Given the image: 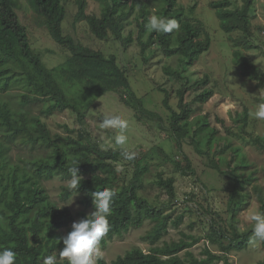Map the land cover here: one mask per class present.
<instances>
[{"label": "rangeland", "instance_id": "rangeland-1", "mask_svg": "<svg viewBox=\"0 0 264 264\" xmlns=\"http://www.w3.org/2000/svg\"><path fill=\"white\" fill-rule=\"evenodd\" d=\"M78 1L61 0L65 8L62 34L70 36L80 46L101 52L104 57L114 56L117 67L127 80L126 87L101 94L85 110L82 129L98 148L122 150L114 143L116 130L101 129L99 123L113 115L129 121V139L125 148L137 153L136 158L142 168L138 195L160 210L167 220L166 231L154 243L147 236L155 222L145 218L140 227L113 235L103 246L99 244L101 253L98 259L109 264L134 248L147 253L183 238L192 244L177 253L181 259L185 258V253L195 259H203L204 251L208 250L219 257L211 264H223L224 261L230 264H264V246L249 243L252 225L245 219L253 208L258 207L264 212V121L251 116L264 92L242 74L243 63L264 74V0H252L247 34L237 29L229 33L220 29L219 19L209 6L220 0H176V7L183 13L182 20L197 29V40L209 39L208 49L200 53L190 66H186L181 55L164 56L157 44H150L141 52L152 32L146 27L140 32L141 10L147 13V25L150 16L161 17V0H131L126 8L117 12V15L127 13L121 19V40L116 39L111 31L104 39H97L89 32L85 21H76ZM83 1L85 14L100 16L104 2ZM228 1L229 9L242 6L241 0ZM16 2L15 12L27 29L32 52L48 69L66 62L71 56L68 49L51 38L28 0ZM169 42L175 46L176 35ZM5 67L8 68V77L19 71L12 63ZM165 69L179 74V78L167 75ZM14 77L6 83L4 90L0 88V102L8 105L13 118H24L28 131H31V118L39 119L51 139L56 135L77 138L81 128L71 111L42 114L52 101H21V95L29 93L30 89ZM203 79L206 83L199 89L195 83ZM179 90L185 91L184 101L192 109V114L174 134L169 126L170 112L162 106V99L166 94L169 107L177 111ZM201 90H210L211 96L204 103H196L193 99ZM137 101L153 115L140 112ZM244 111L245 118L242 117ZM5 132L0 126L1 154L3 161L9 164L29 167L33 161L50 154V148L31 144L23 134L10 140L5 137ZM183 155L188 158L193 174L181 173ZM115 167L122 179L130 178L132 165L129 161L122 159ZM159 176L163 180H172L173 198H169L166 190L157 185ZM69 181L54 174L52 178L42 180L41 186L57 208L69 211L73 217L68 225L71 227L73 222L80 220L81 213L88 215L93 211L84 207L81 194L67 199L59 197L61 188ZM71 199L73 203L67 206ZM179 217V223L173 225ZM212 229L222 235L221 244L209 240ZM56 233L66 236L67 227ZM62 249L63 244L51 254H57L58 261L64 260L59 257ZM160 258L166 257L160 255Z\"/></svg>", "mask_w": 264, "mask_h": 264}, {"label": "trees", "instance_id": "trees-1", "mask_svg": "<svg viewBox=\"0 0 264 264\" xmlns=\"http://www.w3.org/2000/svg\"><path fill=\"white\" fill-rule=\"evenodd\" d=\"M104 2L99 17L85 14L83 0L77 2L76 21H85L89 32L97 39H104L111 31L116 39L121 40V19L127 13L117 12L126 8L131 0H97ZM161 17L176 19L180 29L172 33H157L152 31L141 52L150 44H157L161 53L166 56L181 55L185 58L186 66L192 65L197 56L209 47V39L197 40L198 31L188 21L182 20V10L176 7V0H161ZM240 9H229L228 0H220L209 6L219 19V27L229 33L235 29L247 34L248 10L252 0H241ZM34 13L43 20L48 34L58 44L65 46L70 58L54 69H48L39 57L29 47L27 29L23 26L15 12L16 0H0V81L1 90L6 83L14 78L24 82L30 89L29 93L21 95L23 102L39 103L43 100L52 103L42 111L50 115L55 111L69 110L75 115L76 122L81 130L77 138L56 135L51 139L45 126L37 118H31V131H28L27 122L22 117L13 118L6 103L0 102V126L5 129V137L13 139L19 134L26 136L31 144H41L50 148V154L33 161L29 167H19L3 161L0 145V250L11 249L16 253L15 264H43V259L61 247L62 240L58 230L67 227V234L71 231L68 226L73 217L67 209H59L49 200L42 180L59 174L70 180L69 168L76 162L78 175L82 177L78 194L82 195L81 202L85 208L94 211L91 193L111 189L115 196L111 205L112 213L108 217L110 230L101 239L100 245L113 235H120L129 228H138L145 218L155 223L148 234L150 242L154 243L166 231L167 220L161 211L153 208L146 199L138 195L141 188L142 168L139 159L129 161L132 165L131 176L128 180L122 179L116 171L115 165L123 159L122 150H102L90 139L88 133L82 129L85 123V110L103 93L115 91L127 86V80L116 65L115 57H104L101 52L91 50L76 44L68 35H63L61 22L64 19L65 8L61 0H28ZM140 32L146 27L147 13L141 10ZM176 35V45L171 46L169 39ZM8 63L14 64L19 71L12 76H6ZM28 66L31 68H28ZM167 75L179 78V74L165 69ZM242 74L255 82L257 88L264 92V74L257 73L247 63L242 65ZM205 79L195 83L199 89L203 88ZM184 90L177 92V111L172 110L167 103L165 94L162 106L170 112V129L177 134L182 125L192 114V109L184 101ZM211 96L210 90H201L193 99L196 103H204ZM264 102V97L259 101ZM140 112L152 116L153 113L142 108L137 101ZM244 111L242 117L245 118ZM179 149V141H176ZM144 152V151H143ZM184 165L182 174H193L188 158L183 155ZM157 185L166 190L169 198L174 197L172 180H163L160 176ZM237 183V182H236ZM69 184L62 187L59 197L67 199L74 195ZM89 215V214H88ZM87 215L81 213L80 220ZM181 218L175 219L177 225ZM221 234L212 229L208 236L211 242L221 244ZM236 243H242L236 241ZM192 243L183 238L178 242L165 243L160 248H153L144 253L134 248L122 256H117L109 264H211L218 255L204 251L205 258L195 259L185 253V258H179L177 253L191 246ZM264 246V245H263ZM225 249V248H223ZM165 256V259L160 258ZM59 264H67L66 260ZM98 264H107L98 259ZM223 264H230L224 261Z\"/></svg>", "mask_w": 264, "mask_h": 264}, {"label": "clouds", "instance_id": "clouds-1", "mask_svg": "<svg viewBox=\"0 0 264 264\" xmlns=\"http://www.w3.org/2000/svg\"><path fill=\"white\" fill-rule=\"evenodd\" d=\"M146 28L150 32L172 33L179 31L180 24L176 19L152 15L149 17ZM251 116L264 121V102L256 105ZM99 126L101 129L116 130L114 143L121 147V156L124 160L133 161L136 158L137 153L134 150L125 148L129 139L127 135L129 121L127 119L120 115L108 116L100 121ZM73 163L74 166L69 168L72 178L68 184L70 190H75L73 195L75 197L78 194L82 177L78 175L76 162ZM90 195L95 210L84 219L73 222L71 231L60 238L63 249L59 252V257L66 260L67 264H98V257L101 253L100 241L110 230L108 217L112 213L111 205L115 193L111 189L105 188L102 191L92 192ZM72 203L73 199L67 206ZM245 219L252 225L249 243L254 246L264 245V212L260 211L258 207L253 208L247 212ZM15 262L16 253L14 251L11 249L0 250V264H15ZM43 264H59L57 254L44 257Z\"/></svg>", "mask_w": 264, "mask_h": 264}]
</instances>
